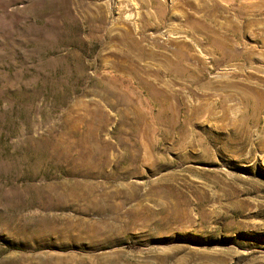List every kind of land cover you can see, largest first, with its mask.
Masks as SVG:
<instances>
[{
    "label": "rangeland",
    "instance_id": "1",
    "mask_svg": "<svg viewBox=\"0 0 264 264\" xmlns=\"http://www.w3.org/2000/svg\"><path fill=\"white\" fill-rule=\"evenodd\" d=\"M162 1L155 30L151 0H0V264H264V0ZM205 8L233 52L190 27ZM127 30L159 53L122 55ZM83 182L120 212L79 210Z\"/></svg>",
    "mask_w": 264,
    "mask_h": 264
},
{
    "label": "bare ground",
    "instance_id": "2",
    "mask_svg": "<svg viewBox=\"0 0 264 264\" xmlns=\"http://www.w3.org/2000/svg\"><path fill=\"white\" fill-rule=\"evenodd\" d=\"M151 2L153 3L154 13L146 14V18H147L148 21H150V24H149L150 27L153 28V29H155V30H158V29H160L162 27V20L164 19V17H167V13H166V10H165L166 5H164V2L162 0H151ZM209 2H210L211 5H208V7L212 6L216 10L219 8V5H218V3H217L216 0H209ZM170 8L172 9L173 8V5H170ZM203 10H204L203 14H201V17H199V19H197V21L196 20L194 21V20H192L190 18L188 19V22H189L190 27H192L195 31H197V30L198 31H202V33H204L207 36L208 41H211L212 43H214L215 44V47H216V50L218 52H221V54H225L224 52H226L227 50L229 52H233L234 49L228 43H227V45L226 44L224 45L223 44L224 42L223 41L221 42L219 40V38L217 39L216 38L217 37L216 35H210L211 32H213V33L216 32L214 28H208V26L206 25V21L207 20H212V19H210V14L211 13H207V12H209V10L206 9V8L203 9ZM156 17H157L158 20H154V18H156ZM171 18H174V15L173 14H170L169 19H171ZM214 24L217 26V22L216 21L214 22ZM143 37L140 36L139 38H134L132 36V34H131L130 31H128V30L125 31L124 34H123L122 40L123 41H126L125 42L126 47L121 48V49H118V50H120L119 52L122 55L126 56L127 58L133 57L134 56V52H136L139 57L140 56H143V55H151V54L152 55H157V53H159L158 50L157 51L156 50H153V49L149 48L147 45L142 44V40L144 39ZM151 40H152L151 42H153V43L156 42V39H154V38L151 39ZM217 40H219L220 43H218ZM155 46L158 47L159 49H161V46L158 45V43H155ZM121 47H123V46H121ZM226 47H228V49H226ZM160 53H163V52H160ZM174 54L176 55L177 60L176 61H166L165 62V66H164L165 69H170V70L173 69V68L179 69L180 60H183V59H185L187 57V55L185 54L184 50L181 49V48L175 49L174 50ZM175 71H177V70H175ZM111 90L113 91V95H115L117 101H120V102L125 103V104L130 103L132 101L130 99V97L127 96L125 93L115 92L113 89H111ZM148 92H149V90H148ZM96 129H98V128H96ZM92 132H94V131H89V132H87V135H86V138L87 137L91 138V141L90 142H92V139H96V136H97V135L95 136V134H94L95 132L94 133H92ZM92 134H94V135H92ZM93 142L90 145L91 146L90 149H88V150H80L77 153V156L75 157V159H73V160H75V162H77V165H80V167L83 169V174L84 175H97V174H101L102 173L101 172L102 171L101 169L106 164H108V159L104 155V149L107 147V143L104 142V141H101V142L99 141L100 142V145H99V147H96V148H98V149H96V148L93 147L94 145H92ZM82 147H84V146L82 145ZM135 148H133L134 151L131 150V152L129 154V159H128L129 160L128 162L130 164H133V165L139 160V152H140L137 149L135 150ZM151 163H152L151 164L152 167H154L155 163L154 162H151ZM88 169H94V171L93 170H88ZM119 169H120V166H119ZM104 175H105V177L107 179H111L114 176H116V172L115 171L114 172L112 171V173H108L107 172ZM91 184L88 183V182H83V183H81V185L79 184L80 193L77 194V196H76L77 197V201L78 202L79 201L82 202V203H80L81 205H78V209L79 210H82V211L83 210L84 211L92 210V211H97V212H104L106 210H109V211L110 210H112V211H118L120 209V203L121 202L119 200H118L119 203L118 202L117 203L116 202L115 203H112L111 201H112V199H114V200L117 199V198L119 199L120 196L122 198L123 192L121 190L115 189L110 194H107L106 192H103L100 195L96 196L94 194V192H93L94 190H93V187H92ZM119 212H120V210H119ZM153 219L154 218H152V220ZM137 220H141L142 221V224L145 225V226H147V225H149L148 222L151 221V218L148 217V219H146V220L143 221L141 218L135 217L133 219V222H136ZM93 221H95V220H93ZM169 221H170V219L167 220V218H166V220L164 221V223H167ZM106 225H107L106 222L93 223L92 224V228L95 227L94 229L96 230V229H98L100 227H106ZM85 226L86 225H84L81 222V220H76L75 221L74 229L78 233V238L80 237L79 239H87L90 244H93V245L96 244V241H97L96 237H97V235L95 237L94 235H91L93 233L89 234L87 232V230H88L87 229L88 228V224H87L86 227ZM109 227L111 228L112 226H109ZM118 228L119 227H117V229ZM106 229H107V227H106ZM106 229H104V230H106ZM55 232L60 233V231H55ZM75 238H76V236H75ZM61 257H62V255H61ZM59 259H61V258L59 257ZM57 261H58V259H57ZM59 262H57V264H72V261L71 260H68V259L65 260V261H63V262H61V260H59ZM114 264H115V262H114Z\"/></svg>",
    "mask_w": 264,
    "mask_h": 264
}]
</instances>
